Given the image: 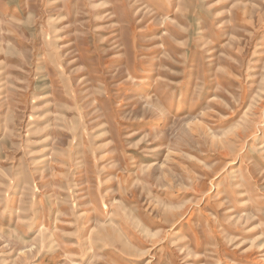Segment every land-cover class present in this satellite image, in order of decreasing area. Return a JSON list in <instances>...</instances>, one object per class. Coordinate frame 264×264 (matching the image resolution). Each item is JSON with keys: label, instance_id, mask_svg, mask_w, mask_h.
<instances>
[{"label": "rangeland", "instance_id": "obj_1", "mask_svg": "<svg viewBox=\"0 0 264 264\" xmlns=\"http://www.w3.org/2000/svg\"><path fill=\"white\" fill-rule=\"evenodd\" d=\"M0 264H264V0H0Z\"/></svg>", "mask_w": 264, "mask_h": 264}]
</instances>
